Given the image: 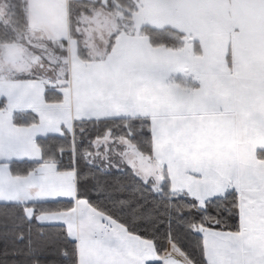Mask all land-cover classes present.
<instances>
[{
  "label": "snow or ice",
  "instance_id": "snow-or-ice-1",
  "mask_svg": "<svg viewBox=\"0 0 264 264\" xmlns=\"http://www.w3.org/2000/svg\"><path fill=\"white\" fill-rule=\"evenodd\" d=\"M0 264H264V0H0Z\"/></svg>",
  "mask_w": 264,
  "mask_h": 264
}]
</instances>
